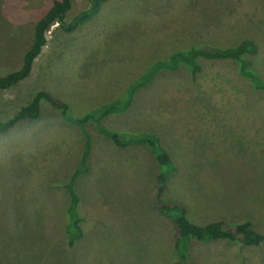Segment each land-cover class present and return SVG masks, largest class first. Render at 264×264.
Instances as JSON below:
<instances>
[{
    "label": "rangeland",
    "instance_id": "rangeland-1",
    "mask_svg": "<svg viewBox=\"0 0 264 264\" xmlns=\"http://www.w3.org/2000/svg\"><path fill=\"white\" fill-rule=\"evenodd\" d=\"M55 1L0 0V77L21 68L36 23ZM90 2L73 0L67 22ZM244 39L259 45L254 63L264 78V0H110L73 33L51 27L31 77L0 92V116L46 91L82 118L174 51ZM201 63L197 80L185 68L163 73L127 113L103 124L160 137L178 168L166 198L185 204L192 221L251 220L264 234V95L251 92L233 63ZM87 130L89 169L75 185L84 237L74 247L65 185L81 159L82 132L44 105L39 119L0 134V264H264V242L192 241L183 260L172 218L152 209L155 158L144 147H116L92 124ZM226 170L231 186L220 178ZM239 176L246 182L236 185Z\"/></svg>",
    "mask_w": 264,
    "mask_h": 264
},
{
    "label": "trees",
    "instance_id": "trees-1",
    "mask_svg": "<svg viewBox=\"0 0 264 264\" xmlns=\"http://www.w3.org/2000/svg\"><path fill=\"white\" fill-rule=\"evenodd\" d=\"M109 1L91 0L87 10L75 15L70 22H67V15L73 7V0H56L47 13L36 23L33 43L25 53L21 68L0 77V92L16 88L31 77L35 62L47 45V33L52 26L58 24L64 32L73 33L98 16ZM259 52L260 47L253 39H244L235 46L224 48L199 45L193 46L188 50L174 51L167 60H159L147 68L136 81L127 87L120 98L98 107L82 118L75 117L71 112L70 106L65 101L49 92L39 91L28 104L22 106L11 117L3 119L0 116V134L9 133L23 122L39 119L44 105H48L59 112L66 124L77 127L82 132L84 148L81 159L71 179L65 185L70 196V204L67 209L68 225L66 227L68 245L70 247H74L84 237L80 226L83 219L78 213L81 199L76 192L75 185L79 177L89 169V159L92 151V137L87 130L89 124L94 125L98 132L116 147H144L155 158L159 169L155 177L152 209L172 218L176 232L177 251L183 260L187 259L192 241L202 243L224 241L238 243L247 247H259L264 242V234L255 230L251 220L232 223L225 220H217L205 225H199L189 218L188 207L185 204L166 198L169 181L178 168L170 153L164 148L158 135L153 133L135 134L122 132L103 124V121L109 117L127 113L135 104L138 94L150 87L163 73L176 72L181 68H185L190 77L197 80L203 71L202 60L233 63L236 67L237 76L245 82L251 92L255 95L263 96L264 78L256 70L254 63V58L258 57ZM197 99L201 103L200 98L197 97ZM259 174L264 179V172H259ZM220 175V178H225L230 186L233 183L230 180H235L233 171L229 172L226 170ZM245 182L246 178L243 176H239L236 179V185L244 184ZM228 190L229 187H226V192Z\"/></svg>",
    "mask_w": 264,
    "mask_h": 264
}]
</instances>
